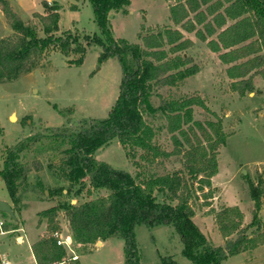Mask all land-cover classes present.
<instances>
[{"label":"trees","instance_id":"obj_1","mask_svg":"<svg viewBox=\"0 0 264 264\" xmlns=\"http://www.w3.org/2000/svg\"><path fill=\"white\" fill-rule=\"evenodd\" d=\"M90 2L101 30L99 34L81 35L70 31L58 34L60 7H53L47 14L35 12L39 27L37 23L22 20L8 2L0 0L6 21L14 31L0 38V82L30 70L52 49L68 55L74 51V45H79L80 53L74 64H82L87 51L97 44L102 48L99 60L113 57L121 67L119 95L107 117H83L77 122L68 119L61 126H49L22 137L7 149L0 174L14 201L26 173L22 158L43 139H49L54 145H67L60 174L76 186L75 197L82 196L87 186L107 191L82 202L66 201L43 212L51 230L32 244L37 264L59 263L67 255L66 248L57 243L55 236V232H60L55 224L60 210L65 211L73 239L80 246L87 248L112 236L122 238L125 264H142L136 234L139 225L150 229L160 225L175 228L188 264H223L229 255L255 246L256 235H250L248 230L251 227L260 230L264 226L257 213L251 223L244 225L245 215L239 206L211 208L225 239L221 245L214 244L194 220L192 200L199 198L198 192H202L203 206H210L209 199L214 197L212 177L218 172L219 148L228 137L222 121L195 119L194 106L210 111L198 96L163 98L159 104L155 96L160 95V87L178 86L200 71V66L192 63V56L185 53L195 44L185 32H194L228 65L226 71L235 80L234 90L242 96L254 91L255 76L264 78V0H175L171 3L170 18L180 27H160L140 34L141 42L116 39L111 29V11H128L126 6L131 0ZM41 30L44 35H40ZM147 114L163 117L180 147L176 146L173 151L164 149L156 141L158 130ZM115 137L130 156L142 150L140 159L145 163L182 154L190 178L181 171L144 174L140 178L97 159V149ZM254 191L255 188L256 201ZM162 258L164 264H178L173 255Z\"/></svg>","mask_w":264,"mask_h":264},{"label":"rangeland","instance_id":"obj_2","mask_svg":"<svg viewBox=\"0 0 264 264\" xmlns=\"http://www.w3.org/2000/svg\"><path fill=\"white\" fill-rule=\"evenodd\" d=\"M27 22L37 23L34 13L47 14L53 7L59 9L58 34L79 32L83 35L100 33L90 0H4ZM175 0H131L128 11H111L110 24L116 39L141 42L140 34L149 33L160 27L176 26L170 18L171 3ZM7 23L0 3V38L13 34ZM40 35H44L41 30ZM195 44L186 50L192 56V63L200 71L186 78L178 86H162L155 102L163 98L198 96L210 109L194 106L195 119L201 121L221 120L228 134L226 143L219 148L218 172L212 177L214 197L211 205L203 206L204 198H193L194 220L216 245L224 244L211 208L237 205L244 212V225L254 219L264 222V78L256 75L255 90L240 95L233 88V81L218 54L207 42L195 33L185 32ZM65 54L52 49L45 53L28 71L17 77L0 82V171L9 146L22 137L42 131L49 126H61L68 119L77 122L83 117L104 118L119 95L121 67L116 58L99 60L102 48L93 45L86 53L82 64H74L80 53L79 45ZM63 110V111H60ZM62 112V113H61ZM216 113V115H214ZM15 115V118H12ZM147 119L157 127L156 141L167 151H173L178 143L167 128V121L157 115L147 114ZM180 140L183 138L180 136ZM67 145L51 144L49 139L40 140L23 156L25 174L12 200L4 177L0 174V199L11 204L14 216L0 212L4 221L0 233V259L7 257L12 264H36L32 259L31 244L51 230L48 218L43 212L66 201L82 202L106 194L104 189L86 187L82 196L75 197L72 183L60 174L62 157ZM142 150H136L134 157L127 151L119 138L97 149L95 156L114 167L122 168L143 178L144 174L163 175L181 171L190 178L182 154L158 158L154 163L140 159ZM138 161L139 164H136ZM197 185V183H195ZM62 188L59 192L57 189ZM72 188V190H71ZM257 200H254L253 189ZM55 224L65 238L72 241L74 251H67L64 264H125L124 240L112 236L99 240L87 248L75 243L64 210L55 217ZM17 227V228H16ZM250 235H256V244L238 254L229 255L223 264H264V226L249 228ZM142 264H164L163 256L173 255L178 264H188L182 254L183 242L172 226L136 228ZM24 237L23 243L20 238ZM16 237H20L19 241Z\"/></svg>","mask_w":264,"mask_h":264},{"label":"built area","instance_id":"obj_3","mask_svg":"<svg viewBox=\"0 0 264 264\" xmlns=\"http://www.w3.org/2000/svg\"><path fill=\"white\" fill-rule=\"evenodd\" d=\"M4 225V221L2 219H0V233H3L4 231L2 230V227ZM55 236L58 238L57 239V243L59 245H63L66 250H70V251H74L73 249V245H72V241L68 238H65L61 232H55ZM0 264H12V262L6 258V257H2L0 259ZM55 264H64V261H61L59 263H55Z\"/></svg>","mask_w":264,"mask_h":264},{"label":"water","instance_id":"obj_4","mask_svg":"<svg viewBox=\"0 0 264 264\" xmlns=\"http://www.w3.org/2000/svg\"><path fill=\"white\" fill-rule=\"evenodd\" d=\"M0 212L8 213V214H11L12 216L15 215L13 207L11 206V204L8 203L7 201L1 200V199H0ZM99 243H101V242L99 241Z\"/></svg>","mask_w":264,"mask_h":264},{"label":"crops","instance_id":"obj_5","mask_svg":"<svg viewBox=\"0 0 264 264\" xmlns=\"http://www.w3.org/2000/svg\"><path fill=\"white\" fill-rule=\"evenodd\" d=\"M23 237V236H22ZM19 238L20 237H16V239L19 241ZM23 241H24V237L23 238H20V243H23ZM35 242V241H34ZM33 242V243H34ZM32 243V244H33ZM32 244H31V248H32ZM0 257H1V255H0ZM6 257V256H5ZM7 258V257H6ZM32 259L35 261V263L37 264V261H36V259H35V256H34V253H33V249H32ZM12 262V261H11Z\"/></svg>","mask_w":264,"mask_h":264},{"label":"bare ground","instance_id":"obj_6","mask_svg":"<svg viewBox=\"0 0 264 264\" xmlns=\"http://www.w3.org/2000/svg\"><path fill=\"white\" fill-rule=\"evenodd\" d=\"M12 118H15V115H12Z\"/></svg>","mask_w":264,"mask_h":264}]
</instances>
